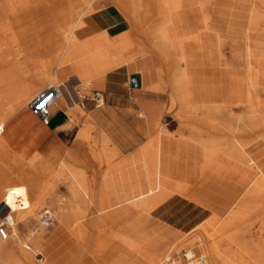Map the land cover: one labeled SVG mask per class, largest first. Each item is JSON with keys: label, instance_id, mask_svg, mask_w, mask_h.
I'll return each mask as SVG.
<instances>
[{"label": "rangeland", "instance_id": "rangeland-1", "mask_svg": "<svg viewBox=\"0 0 264 264\" xmlns=\"http://www.w3.org/2000/svg\"><path fill=\"white\" fill-rule=\"evenodd\" d=\"M48 1L51 2L49 5L55 4L54 0ZM94 2L97 8L90 10L88 17L108 9L116 14V19L123 24L118 31L111 35L102 32L94 36L82 37L80 32L73 46L75 58L64 66H59V58H54L46 51L47 40L50 35L49 29L54 23V17L50 15L47 8L32 9L27 14L16 16L5 14L0 17L3 20L13 19L15 22L13 24L14 33H16L17 38L23 41L28 37L29 41L26 42V45L32 51L37 52L35 54L36 65L28 67L27 61L23 57L21 60L16 58L10 49L4 48L3 51H0V139H2L0 142V188L8 185V183L10 186H16L24 211L28 214L34 211L33 215H35L34 220L31 221L33 224L31 230L25 228L23 224L19 225L20 238L13 236L14 233L8 240H4L0 236V242H2L0 264H5L7 260H10V264H49L46 259L40 263L37 260L39 257L43 259L42 256H37V253L40 252L45 256L43 250L48 248L50 254H54L56 264H69L65 259L69 254L66 243L74 236L81 243H84L76 251L77 264H109L114 260L115 253L117 255L124 253L127 264H135L138 259L141 260V263L147 264L140 257L139 251L129 249L123 252V244L119 238L121 235L127 236L131 241L150 251L152 250L149 253L161 254L163 258L161 264H168L169 255H175L176 262L183 264V258L178 254L183 253L181 252L183 249H192L198 253L208 252L215 239H206L204 229H212L218 218L228 219L233 208L242 198L247 193L254 191L253 181L257 178L255 171L247 173L245 171L239 172L230 166L223 167L222 159L215 161L210 167H206L203 157L190 160L185 154H179L175 149L170 148L169 144L164 147L165 142L188 144V140L193 138L191 128L197 125L196 121L189 115H180V112L175 110L167 111L170 106V70L179 59L178 57L171 60L166 59L163 51L153 44L149 38L152 24L143 26L140 32L133 31V26L127 21L130 18L131 10L124 7L130 4V0H116V4L111 0H95ZM247 12H251L250 8ZM78 17L79 13H77V20ZM259 30L264 34V23ZM123 33H129L132 39L143 42L141 53L131 60V63L133 62L132 68L124 66L117 71L129 78L130 82L125 85V89L128 91L133 89V94H142L140 97H133V102H135L133 119L138 121L134 122L133 125H139L140 128L131 129V136H136L137 138L134 140L138 143L129 146L125 151L123 146L115 142L114 138L103 132L98 133L96 129L90 127L87 133L83 131L79 136V139L85 142L89 149V154L87 158L85 157L86 160L70 155L67 158L61 157L54 151L49 156L48 151L43 149L36 150L23 158V144L27 143L28 145L29 142L18 128L14 133L9 132L15 124V122L11 123L10 121L22 112L24 106L37 93L50 86L66 83L70 81L72 76L66 75L60 80H49L43 68L45 63L52 62L49 69L51 75L59 73L66 67H71L72 63H85L87 65V62H91L99 54L106 50L111 51L113 39ZM99 37H104L105 47L96 46L95 42ZM61 39L60 37L59 40ZM124 51L125 54L130 52V49ZM222 52L224 58L221 59L220 70L228 69L226 67L228 65L231 66L232 70L241 73L246 70L244 67L246 45L243 42L239 44L226 40ZM115 53L112 51L111 55L115 56ZM262 62L264 63V57ZM180 67L186 68L184 64H181ZM140 72H143L144 75L151 72L148 87L142 86ZM132 76L140 77V88L132 87ZM9 82L15 84L16 89L19 90V92L17 90L18 98H16L19 101L17 104L13 100L16 98L13 97V90L10 87L5 91L2 90V86ZM89 82H93V80L85 79L78 83L76 78H72L71 86L79 91L81 96H87L89 99L93 98L95 91L102 95L106 91V78L101 88L93 86L94 83L89 87ZM255 84L260 85V81L255 82ZM159 86L163 91L162 89L160 91L154 89ZM23 88L31 89V91L20 94V90ZM257 96L264 102L263 91L259 90ZM14 106L15 113L13 112ZM154 106L157 107L155 111H158L159 116V124L156 127L151 126V122L147 118V112L151 111ZM81 116L83 119L90 120L86 111L81 112ZM253 133V142L257 144V148H260L257 156L264 159L263 120H257ZM204 136L209 137L208 134H204ZM224 138V148L228 150L230 147L229 136L225 135ZM150 143L157 147L161 154L176 160L186 161L189 168L181 170L178 174L175 172L168 176L164 175L165 186L162 190L144 201H139L140 204L138 201L132 200L136 192H130L129 195L126 194L129 201L115 207L111 217L100 215L99 208L94 205L91 207L88 202L92 195L89 190L92 189L97 192L103 180L108 181L113 176L120 174H131L134 177H130L126 182L117 183L116 187L112 186L113 188H122L123 185L126 186L125 184H127L128 188L134 189V185H138L139 180H141V177H135L137 174L139 176L145 175L146 179L143 176L142 179L147 181L148 171L145 166V155L152 151L153 146ZM183 146L185 147V145ZM200 146L202 150L205 148L204 144ZM136 156H138L137 159L126 162L127 159H134ZM193 165L198 171L196 177L190 179L188 175L190 170H193ZM84 172L87 173V176L84 175ZM164 173L169 174L167 169L163 170ZM179 184L182 187L181 193L177 186ZM26 186L30 187L29 192L25 188ZM113 194L116 196L120 193L113 192ZM43 195L49 199L46 198L45 204L40 205L39 197ZM1 202L2 198H0ZM211 207L215 209L213 210ZM44 210H50L55 217L54 225L49 228L39 223V215ZM58 213L65 216L66 223L64 226L57 222ZM6 214L7 212L4 215ZM12 216L15 222L16 218L13 214ZM93 222L95 226L88 228L87 225ZM59 227L64 228L65 231L58 238H54ZM235 227L237 229L241 227L239 236L244 244L262 247L264 245V202L262 207L251 214L244 224L237 222ZM32 233H35L33 234L34 237L30 236ZM44 233L46 236L42 239ZM115 234L118 237L114 238ZM219 238L216 241H219ZM106 242L109 244L107 249L99 247L100 243ZM162 242H166L163 248L160 246ZM23 243H30L33 250L25 249L22 246ZM221 248L222 250L225 249L226 245L222 243ZM113 249H116V252H113ZM232 250L238 252V246L234 245ZM207 256L208 261L212 264L211 258L209 255ZM225 256L227 257V254Z\"/></svg>", "mask_w": 264, "mask_h": 264}, {"label": "bare ground", "instance_id": "bare-ground-1", "mask_svg": "<svg viewBox=\"0 0 264 264\" xmlns=\"http://www.w3.org/2000/svg\"><path fill=\"white\" fill-rule=\"evenodd\" d=\"M82 1V8L77 12L79 13L78 20L64 28V39L67 42V47L53 54L54 58H59V66L69 64V62L74 60L73 46L78 39L79 33L86 25V19L89 18L88 12L97 8L95 0ZM111 1L116 4V0ZM34 2L35 0H0V17L5 14L15 15L18 12H24ZM124 7L131 10L130 18L127 21L133 26L134 32H140L143 26L152 24L149 38L153 44L163 51L166 59L171 60L176 57L179 59L177 64L170 70L169 111L175 110L180 112V115H189L197 123L191 128L193 138L188 140V144H185V153H189L194 158L203 157L204 166L206 167H210L215 161L222 159L223 167L230 166L239 172H256L257 178L253 181L252 186L254 189L253 193H247L242 198L233 208L228 219L218 218L212 229H204L206 239L215 240L208 252H200V254L209 255L212 264H264V245L262 247L247 246L241 241L239 236L242 226L238 229L235 227L237 222L244 224L251 214L262 207L264 202V159L257 160L260 148H257V144L253 142V132L255 131L257 120H263L264 122V102L257 96L259 90L264 92V63L262 62L264 57V34L259 30L264 23V0H130V4ZM248 8H250L251 12H247ZM194 19L198 27L196 33H191L194 29L181 31L187 29L184 25ZM12 23L13 19L3 20L0 18V51L8 48L16 58L21 60L24 55L20 49L19 40L16 33H14ZM177 30H179L180 34ZM213 36L215 38H212ZM226 40L239 44L243 42L246 45L244 58L246 70L239 75L237 80V84L244 85L245 92H247L244 96L241 90L238 92V99L245 98L242 100L243 102H224L221 88L225 82L223 73L225 69L220 70V65L207 68L204 66V61H202V50L208 51L213 49V47L217 48L220 59L224 58L222 48ZM95 43L97 47L106 46L104 37H99ZM112 43L113 49L111 51L106 50L99 54L91 62H87V65L85 63H72L71 67H66L55 75H51L49 71L52 62L49 64H47L48 62L45 63L43 68L47 78L49 80H60L66 75H72L70 81L60 85L65 87L63 96L66 99L67 95H71L74 98L73 91L75 89L71 86L72 78H76L78 83H80L85 79L93 80L115 68L128 66L132 58L139 55L141 49H143V42L132 39L129 33H123L119 37L114 38ZM125 49H130V52L124 54ZM112 51L116 52L115 56L111 55ZM181 64H184L186 68L180 67ZM32 65L36 64H29L28 67ZM226 67L228 68L226 70L231 69L230 65ZM191 81H194L192 83H196V85L190 90L189 83ZM257 81H260V85L255 84ZM90 83H88V86H90ZM15 86L11 82L5 83L2 86V90L5 91V89L10 87L13 90V97L16 98L18 89ZM28 91H31V89L23 88L20 90V94ZM16 99L13 100L17 104L19 101ZM28 103L22 111L29 109ZM15 106L13 107L14 113ZM17 128L29 142L26 147H23V158H26L37 150L47 136V131L38 123L36 116L31 111H27L23 115L22 124L15 122L9 132L14 133ZM204 134H208L209 137H205ZM225 135L229 136L230 147L228 150L224 148L223 139H225ZM153 141L155 142V140ZM0 142H2V139H0ZM151 143L153 144V142ZM199 144H204L205 148L202 150ZM151 150V153L145 155L149 190L135 200L138 202L144 201L160 189V177L168 176L175 172L178 174L181 170L189 168V164L186 161L176 160L163 155L155 146ZM181 152L182 150L179 147L178 153L181 154ZM193 166V170H190L188 175L190 179L195 178L198 171L195 165ZM166 169L169 174H163V170ZM177 186L181 193V185ZM25 188L28 192L30 191L29 186ZM0 198H2V202H6L11 214L16 218L14 222L16 227L13 226V236H20V224L31 230L33 225L31 221L35 218V215H33L34 211L30 212V215L24 211L18 196L17 187L10 186L8 183V185L0 188ZM46 198H48L46 195L39 197L40 205L45 204ZM57 222L64 226L66 223L65 216L58 213ZM33 234L35 233L30 236L34 237ZM115 237H118L117 234H115ZM218 237H220V240L216 241ZM119 238L123 244V252L135 249L139 251L140 257L147 264H161L163 259L161 254L149 253L152 250L150 251L123 236H119ZM222 243L226 245L223 250L221 248ZM165 244L166 242H162L160 244L161 248L165 247ZM1 245L2 242H0V249H2ZM234 245L238 246V252H233ZM22 246L27 250H33L30 243H23ZM108 246L107 242L99 244L101 248L107 249ZM113 250V252H116V249ZM225 254H227V257ZM37 256L43 257V259L41 257H39L40 260L37 259L39 263L45 260L42 253L38 252ZM113 258L114 260L111 263L108 262L109 264H127L124 253L120 255L115 253ZM136 262L135 264H143L139 259ZM10 263V260H7L5 264ZM174 264L179 263L175 261ZM208 264H210L209 261Z\"/></svg>", "mask_w": 264, "mask_h": 264}, {"label": "crops", "instance_id": "crops-1", "mask_svg": "<svg viewBox=\"0 0 264 264\" xmlns=\"http://www.w3.org/2000/svg\"><path fill=\"white\" fill-rule=\"evenodd\" d=\"M54 2V5H49V3L51 2L48 0H35V2L31 4L30 8L24 10V12H18L17 14H15V16L20 14H27L28 12L32 11V9H48L50 15L54 17V23L50 26L51 28L49 29L50 35L47 40L48 45L46 46V51L51 55L67 47V42L64 39V28L76 22L77 12L80 8H82L83 5L82 0H54ZM116 17V14L110 12L108 9H105L87 18L86 27L81 30L82 37L94 36L102 32H107L109 35L113 34L114 32L118 31L123 24V22L117 20ZM14 23L15 22L13 21L12 24ZM196 23L197 22L194 19L193 21L187 23V25H184L185 27H187V29L181 31L194 29L191 33H196L198 31ZM177 32L180 34L179 30H177ZM60 37L62 38L61 40H59ZM212 38L215 37L213 36ZM213 40L215 41V39ZM28 41V37H26L23 41L19 40L20 49L24 55V59L28 64H36L35 54L37 52L32 51L30 47L26 45V42ZM202 61H204V66L207 68L220 65L221 59L219 57L217 48L213 47V49H209L208 51L202 50ZM132 63L128 65L129 68H132ZM122 67L124 66L115 68L105 73L104 75L93 79V82H91L90 86H92V84L94 83L93 86L101 88L106 78V91L103 94L105 102L102 107L97 108L95 107V104L93 102H87L85 109L80 110L76 108V106H74L68 100V98L66 99L65 96H63L52 107L51 122L48 126L44 125L36 116L38 123L47 131V136L38 146L37 150H44L45 148H47L46 151H48L49 156H51L52 152L54 151L61 155V157L67 158L68 155H70L71 157L75 156L77 158L79 157L83 160H86L87 155L89 154V149L85 142L79 139V136L83 131H86L87 133L88 128L90 127L96 129L98 133L103 132L107 136L114 138L115 142L120 144V146H123V149L125 151L129 146L138 143V141L134 140L137 137L131 136V129L140 128L139 125H133L134 122H138L137 120L133 119V105L135 104V102H133V97H140L142 94H133V89H130L129 91L125 89V85L130 81L129 78L125 77V75L117 72L119 68ZM223 73L225 82L223 84V87L221 88V94L224 102H243L242 100H244L245 98L243 97L242 99H238V92L241 90L243 96L247 92H245L246 89L244 88V85L237 84L239 75L242 73L240 71L232 69L231 71L230 69L225 70V72ZM140 74L142 75V86L148 87V79L150 78L151 72H148L146 75H144L143 72H140ZM211 77L214 78L213 76ZM192 82L194 81H191L189 83L190 90L193 89L196 85V83L194 84ZM154 89L160 91L162 88L159 86L155 87ZM155 109H157L156 106H154L151 111L147 112V118L151 122V126L153 127H156L159 124V116L157 113L158 111H155ZM168 110L169 108L167 109V111ZM27 111H31L30 108L19 113V115L12 119L10 122H20V124H22L23 115ZM83 111L87 112L90 120L82 118L81 112ZM166 144H169L170 148L175 149L177 153L180 147L182 150L181 154H185L187 157H190V160L196 159L189 153H185L186 150L183 146L185 145V143L180 144L178 142L176 144L165 142L164 147L166 146ZM23 146L26 147L27 143L23 144ZM137 157L138 156L134 157V159H127L126 162L135 160L137 159ZM257 160H260V158L257 157ZM84 175L87 176V173L84 172ZM142 176L145 178V175L142 174ZM142 176H139V174L135 175V177H141V180H139L138 185H134L135 188L132 190L128 188L129 186L127 184H125L126 186L123 185L122 188L112 187H116L117 183L120 184V182L122 181L126 182V180H128L130 177H134L131 174H120L117 176H113V178L108 181L103 180V183L98 188L97 192L92 189L89 190L91 191L92 195L89 198L88 202L91 204V207L94 205L99 208L98 211L100 212V215H107L111 217L115 207L121 204H125L129 201V199H127L126 197V194L129 195L130 192H136L135 196L132 199L136 200L137 198H140L142 195L148 192V179L146 181V178L142 179ZM163 179L165 180V178L163 177L159 178L160 189L156 193L160 192V190H162V188L165 186ZM118 186L120 187V185ZM113 192H119L120 194H117L115 196ZM156 193H154L153 195H155ZM92 226H95L94 222L90 225H87L88 228H92ZM64 231V228L59 227V230L54 235V238H58ZM45 236L46 233L42 235V239L45 238ZM121 236L128 238L125 235ZM83 244L84 243H81L79 240H77L75 236L67 241L66 248L69 250V254L65 259H67L69 264L78 263L76 251L79 250L83 246ZM43 252L45 253L44 257L49 264H56L53 256L54 254H50L49 248L47 250H43Z\"/></svg>", "mask_w": 264, "mask_h": 264}, {"label": "built area", "instance_id": "built-area-1", "mask_svg": "<svg viewBox=\"0 0 264 264\" xmlns=\"http://www.w3.org/2000/svg\"><path fill=\"white\" fill-rule=\"evenodd\" d=\"M65 93L64 85L48 87L38 94H36L32 100L28 103V107L32 113L37 116L41 122L48 126L51 122V111L55 103L63 97ZM74 98L71 95H67L68 100L80 110H84L86 103L93 102L95 107L99 108L104 105V96L95 91L93 98L89 99L87 96H81L80 92L73 91ZM7 212L6 215H4ZM39 223L44 227H51L55 223L54 214L50 210H44L40 213ZM14 226V218L8 208L6 202L0 203V236L4 240H8L12 236V230ZM178 256H182L183 264H208V259L205 255H202L192 249H183ZM176 256H169L168 264H174Z\"/></svg>", "mask_w": 264, "mask_h": 264}, {"label": "water", "instance_id": "water-1", "mask_svg": "<svg viewBox=\"0 0 264 264\" xmlns=\"http://www.w3.org/2000/svg\"><path fill=\"white\" fill-rule=\"evenodd\" d=\"M131 81H132V87L133 88H140L141 87V80L139 76H132L131 77Z\"/></svg>", "mask_w": 264, "mask_h": 264}]
</instances>
